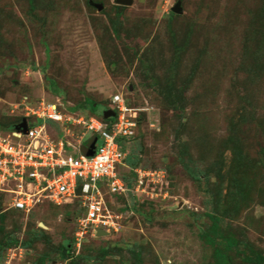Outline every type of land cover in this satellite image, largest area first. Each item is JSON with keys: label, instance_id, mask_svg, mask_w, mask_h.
Masks as SVG:
<instances>
[{"label": "rangeland", "instance_id": "1", "mask_svg": "<svg viewBox=\"0 0 264 264\" xmlns=\"http://www.w3.org/2000/svg\"><path fill=\"white\" fill-rule=\"evenodd\" d=\"M114 95L138 118L118 172L144 175L105 196L115 227L79 241L77 201L25 213L0 185V264H264V0H0V134L51 104L76 145Z\"/></svg>", "mask_w": 264, "mask_h": 264}, {"label": "built area", "instance_id": "2", "mask_svg": "<svg viewBox=\"0 0 264 264\" xmlns=\"http://www.w3.org/2000/svg\"><path fill=\"white\" fill-rule=\"evenodd\" d=\"M110 104L112 107L106 110H112L114 116L102 117L104 121L96 117L76 120L85 131V137L81 136L76 145L51 139L45 123L30 126L27 121L26 133L13 129L5 136L0 134V185L12 186L7 190L12 195L10 208L29 213L43 202L60 206L78 199L82 213L77 219V240L115 227L105 196L112 198L129 191L116 171L126 157L119 139L134 135L138 118L121 95H114ZM35 114L42 121L62 120L57 107L51 104H42ZM92 137L97 138L96 148L94 155L87 157L81 150ZM23 138L25 143H16ZM135 172V187L139 188L144 175Z\"/></svg>", "mask_w": 264, "mask_h": 264}, {"label": "trees", "instance_id": "3", "mask_svg": "<svg viewBox=\"0 0 264 264\" xmlns=\"http://www.w3.org/2000/svg\"><path fill=\"white\" fill-rule=\"evenodd\" d=\"M108 108V106H106L105 107V109H107ZM89 110L92 112V113H94V112H96L97 111V107L95 106V105H92V104H90L89 105ZM100 120H103L102 119V117L100 118ZM108 120H111V118L110 119H108ZM108 120H106V121H108ZM104 121V120H103ZM40 122V123H39ZM37 123H39V124H41L42 123V121H37L36 123H34L35 125H37ZM46 123H48V124H46ZM52 124H54L52 121H46L45 122V125H47V126H51ZM16 124H14L12 127H10V128H8V130H13L14 129V126H15ZM55 130H56V127H55ZM133 137V136H132ZM132 137H128V138H121V139H119V143H120V146H121V149H122V151L124 152V153H126V151H127V148H126V146H125V144L126 143H128L130 140H132ZM125 165H127V166H133L134 164H133V162L132 161H130V158L128 157V154H126V157H125V159H124V161H123V165H118L117 166V168H116V171H117V174L119 175V177L123 180V182L125 183V185L127 186V187H129V191L127 192V194L126 195H124V194H114V195H112V199H114V200H119V199H122V200H125V199H127V197L130 195V194H133V192H134V188H135V184L133 183L134 181H131V180H129L128 178H126L125 176H122L121 174H119V172H118V167L120 166H125ZM128 169H130L131 170V168H128ZM134 172H132V174H133ZM135 177H137V174H133ZM133 176V177H134ZM132 179H134V178H132ZM109 196H106V198H108ZM107 200V199H106ZM74 201H77V204H78V206L80 207V202H79V200L78 199H76V200H74ZM73 201V202H74ZM44 203V202H43ZM49 203V202H48ZM50 204H52V203H50ZM107 204V203H106ZM54 205V204H53ZM57 206V205H56ZM130 206H129V203L127 204V209L129 208ZM11 209H14V208H11ZM14 210H16V211H20V210H17V209H14ZM40 240V239H45V236H44V234L43 233H38V234H34L33 236H32V238L30 239V240H26L25 242H23L22 244H20L21 245V247L22 248H24V249H29L30 248V246L32 245L31 243H32V241H36V240ZM18 244V241L17 240H15L14 238H10L9 240H7V242H5L4 244H0V251H3V250H5V249H9L10 247H14V246H16ZM63 250L64 251H67L68 250V247L65 245V246H63ZM260 258H258V260H259Z\"/></svg>", "mask_w": 264, "mask_h": 264}, {"label": "water", "instance_id": "4", "mask_svg": "<svg viewBox=\"0 0 264 264\" xmlns=\"http://www.w3.org/2000/svg\"><path fill=\"white\" fill-rule=\"evenodd\" d=\"M115 3L123 5V6H129L132 3V0H115ZM178 7V6H177ZM173 8V11L176 13H179V8ZM102 7H99V10H101ZM114 116V113L112 110L108 109V110H104L102 113V117L104 119H107L109 117ZM14 129L19 131L22 130L24 133L27 132V121L23 120L20 124L15 125ZM96 143H97V138L96 137H92L90 140H88V142L85 144V146H83L82 148V153L84 156L90 157L94 155L95 152V148H96ZM97 236H105L107 235V232L103 231V230H98L97 231Z\"/></svg>", "mask_w": 264, "mask_h": 264}, {"label": "clouds", "instance_id": "5", "mask_svg": "<svg viewBox=\"0 0 264 264\" xmlns=\"http://www.w3.org/2000/svg\"><path fill=\"white\" fill-rule=\"evenodd\" d=\"M104 110H106V109H104Z\"/></svg>", "mask_w": 264, "mask_h": 264}]
</instances>
